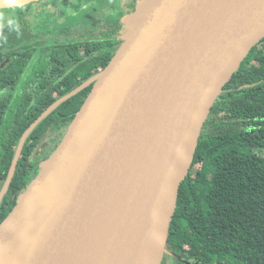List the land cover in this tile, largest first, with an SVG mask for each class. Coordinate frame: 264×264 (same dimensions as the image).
I'll use <instances>...</instances> for the list:
<instances>
[{"label": "water", "instance_id": "obj_1", "mask_svg": "<svg viewBox=\"0 0 264 264\" xmlns=\"http://www.w3.org/2000/svg\"><path fill=\"white\" fill-rule=\"evenodd\" d=\"M34 0H0V6ZM56 147L0 223V264H162L179 190L224 86L264 38V0H138Z\"/></svg>", "mask_w": 264, "mask_h": 264}, {"label": "trees", "instance_id": "obj_2", "mask_svg": "<svg viewBox=\"0 0 264 264\" xmlns=\"http://www.w3.org/2000/svg\"><path fill=\"white\" fill-rule=\"evenodd\" d=\"M137 1H131L130 12ZM125 13L122 9V18ZM19 16L17 9L10 24L0 29V51L18 39L22 31ZM118 29L114 32L119 33ZM14 53L0 54V61ZM76 55L72 50L69 57L62 54L57 58L62 63L53 59L35 62L22 81L21 70L14 63L10 76L6 69L10 64L0 69V189L23 133L65 92L81 84L76 79L63 89L52 85V78L61 77ZM80 72H75L76 77ZM96 73L87 71L83 79ZM90 89L86 87L60 104L28 136L0 202V223L39 171L41 160L56 147ZM174 212L168 251L184 254L198 264H264V38L251 49L211 107ZM167 254L162 264L171 258Z\"/></svg>", "mask_w": 264, "mask_h": 264}, {"label": "flooded vegetation", "instance_id": "obj_3", "mask_svg": "<svg viewBox=\"0 0 264 264\" xmlns=\"http://www.w3.org/2000/svg\"><path fill=\"white\" fill-rule=\"evenodd\" d=\"M93 1L38 0L28 5L19 6L20 16L17 19L22 21L20 22L22 31L18 33L19 37L16 42L14 41L15 43L7 42L12 47H6L5 50L0 51V54L15 52L12 56L5 57L0 61V69H4L10 64L6 68L8 76H10L13 74L11 63H14L15 67L21 70L22 81L23 76L27 74L33 63H44V61L51 59L62 63V59L58 60L57 58L62 54L69 57L70 52L74 50L77 55L73 59V64L61 77L58 79L52 78V85L54 87L61 86L63 89L70 86V82L76 79L82 80L81 84L90 80V78L92 79L94 74L87 79H83L82 74L87 71L98 73L110 61L121 42H118L120 39L119 33L114 32L123 23L120 7L122 1L125 3L128 0H122L121 5L120 2L109 5L111 13L108 15L105 13V7L96 6L94 8ZM122 9L124 8L122 7ZM128 13H125V15ZM72 17L81 18L74 22L70 19ZM118 31H120V28ZM5 35L8 36L9 32H5ZM25 60L28 62L26 66L23 63ZM76 71H81L78 77L75 75ZM13 81L16 80L13 79ZM92 84V81H90V84L86 87L92 86ZM47 144L49 147L52 146L50 142H47ZM167 255L172 257L170 254Z\"/></svg>", "mask_w": 264, "mask_h": 264}, {"label": "rangeland", "instance_id": "obj_4", "mask_svg": "<svg viewBox=\"0 0 264 264\" xmlns=\"http://www.w3.org/2000/svg\"><path fill=\"white\" fill-rule=\"evenodd\" d=\"M34 1H38V0H34ZM121 1L122 0H97V1H93V6L94 8L96 6L105 7V13L106 15H108L111 13L109 9L111 7L109 5L113 3H117V2H120V5H121ZM31 2L33 1H29V2L21 3V4H11V5L0 6V29L4 28L7 24H9L12 21L13 14L15 10L19 8V6L28 5ZM122 7L127 10V13L128 12L130 13L131 10L129 8L131 7V0H128L125 3L122 1V5L120 7L121 10H122ZM90 12H91V9H90ZM77 16H80V15H77ZM80 18L81 17H72L70 19L75 22V21H78ZM45 66H47V64H45ZM4 182H5V179H4ZM179 262H182V263L185 262L186 264H198V263H195V261L193 260L186 259L184 254H177L175 256L172 255V257L167 261L166 264H179Z\"/></svg>", "mask_w": 264, "mask_h": 264}]
</instances>
